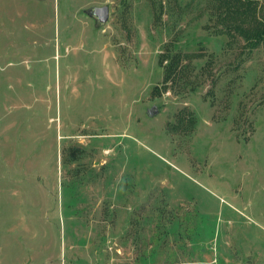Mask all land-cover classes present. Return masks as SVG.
Masks as SVG:
<instances>
[{"label": "rangeland", "instance_id": "374dc122", "mask_svg": "<svg viewBox=\"0 0 264 264\" xmlns=\"http://www.w3.org/2000/svg\"><path fill=\"white\" fill-rule=\"evenodd\" d=\"M221 28L208 0H0V264H264V45Z\"/></svg>", "mask_w": 264, "mask_h": 264}, {"label": "trees", "instance_id": "16d2710c", "mask_svg": "<svg viewBox=\"0 0 264 264\" xmlns=\"http://www.w3.org/2000/svg\"><path fill=\"white\" fill-rule=\"evenodd\" d=\"M264 0H208L217 24L223 25L222 32L231 40L242 39L244 48L252 51L264 45V14L261 11ZM162 9V3H160ZM189 54L173 52L167 47L160 55L163 65L162 88L173 85L184 69Z\"/></svg>", "mask_w": 264, "mask_h": 264}, {"label": "water", "instance_id": "95a60500", "mask_svg": "<svg viewBox=\"0 0 264 264\" xmlns=\"http://www.w3.org/2000/svg\"><path fill=\"white\" fill-rule=\"evenodd\" d=\"M86 14L95 19L99 25H105L110 18V7L108 5L92 6L86 10ZM158 112L156 107L149 110V114L153 115Z\"/></svg>", "mask_w": 264, "mask_h": 264}]
</instances>
